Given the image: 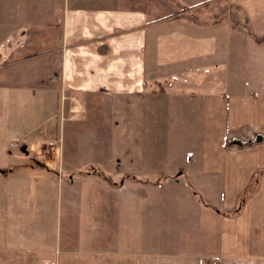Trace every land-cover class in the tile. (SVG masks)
Here are the masks:
<instances>
[{
	"label": "crops",
	"instance_id": "0c3cea01",
	"mask_svg": "<svg viewBox=\"0 0 264 264\" xmlns=\"http://www.w3.org/2000/svg\"><path fill=\"white\" fill-rule=\"evenodd\" d=\"M0 264H264V0H0Z\"/></svg>",
	"mask_w": 264,
	"mask_h": 264
},
{
	"label": "rangeland",
	"instance_id": "374dc122",
	"mask_svg": "<svg viewBox=\"0 0 264 264\" xmlns=\"http://www.w3.org/2000/svg\"><path fill=\"white\" fill-rule=\"evenodd\" d=\"M227 5H225V4H222V8L224 7H226ZM170 10H173V8L172 7H170V8H168L167 9V12H169ZM222 10H224V9H222ZM231 10H233V9H231ZM197 12V11H196ZM161 14H162V12H161Z\"/></svg>",
	"mask_w": 264,
	"mask_h": 264
},
{
	"label": "built area",
	"instance_id": "2783aa9c",
	"mask_svg": "<svg viewBox=\"0 0 264 264\" xmlns=\"http://www.w3.org/2000/svg\"><path fill=\"white\" fill-rule=\"evenodd\" d=\"M51 143H54V142H51Z\"/></svg>",
	"mask_w": 264,
	"mask_h": 264
}]
</instances>
